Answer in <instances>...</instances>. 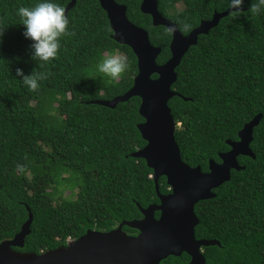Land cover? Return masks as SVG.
<instances>
[{
  "label": "trees",
  "instance_id": "1",
  "mask_svg": "<svg viewBox=\"0 0 264 264\" xmlns=\"http://www.w3.org/2000/svg\"><path fill=\"white\" fill-rule=\"evenodd\" d=\"M127 9V19L148 32L161 52L158 65L170 58L171 34L153 27L140 12L141 0H114ZM38 0H0V243L12 239L32 214L30 234L20 253L40 254L66 246L88 230L109 232L123 221L141 218L136 206L158 204L152 171L130 156L146 142L137 126L140 99L132 97L114 109L95 101H110L133 85L137 60L131 49L112 40L106 13L97 0H76L67 12L72 35L63 37L56 60L45 67L30 59V41L22 36L16 16L20 6ZM64 9L70 0H54ZM222 18L200 35L175 69L176 81L168 106L175 121L174 138L183 163L208 171L220 163L237 141L238 132L257 115L250 149L253 158L239 156L244 170L213 190V199L198 202L194 213L196 240H215L202 248L205 264H264V14L249 10ZM159 12L186 35L214 12L228 9L229 0H157ZM191 25L189 31L183 24ZM118 53L128 61L119 80L96 71L98 60ZM52 73L30 92L15 76ZM153 75L152 78H155ZM187 99V100H184ZM24 167L17 171L16 165ZM161 194L170 192L164 177ZM68 191V196H63ZM159 213H155V218ZM129 235L137 231L123 227ZM189 257H168L161 264H187Z\"/></svg>",
  "mask_w": 264,
  "mask_h": 264
},
{
  "label": "water",
  "instance_id": "2",
  "mask_svg": "<svg viewBox=\"0 0 264 264\" xmlns=\"http://www.w3.org/2000/svg\"><path fill=\"white\" fill-rule=\"evenodd\" d=\"M106 13L112 40L129 47L137 60V74L133 85L124 95L110 101H95L94 104L114 109L117 104L132 97L140 99L138 114L143 122L137 126L146 145L130 156L142 159L152 171L158 204L142 208L136 204L141 218L123 221L109 232L88 230L76 240H69L64 247L40 254L20 253L14 248H23L25 238L30 234L32 214L20 231L10 240L0 243V264H161L168 257H180L183 253L190 259L187 264H205L202 248L219 246L215 240H196L194 229L198 219L194 206L204 200L213 199V190L231 178L232 171L244 170L238 157L254 159L250 149L253 129L261 115H257L238 132L237 141H226L229 150L219 155L220 163L209 161L208 171L200 167L191 168L182 162L179 148L174 138L175 121L168 106L169 100L179 96L171 87L176 81L175 69L180 65L189 48L195 46L200 35H206L219 21L228 16L229 9L214 12L209 21H201L188 34L183 35L178 27L165 18L158 10L157 0H141L140 12L151 17L153 27L162 26L166 30L176 26L169 44L170 58L161 65L156 59L161 50L151 45L148 32L132 24L126 17V7L114 0H97ZM70 0L65 14L75 6ZM156 75L155 78H152ZM184 100H187L184 98ZM164 177L170 189L161 194L158 180ZM159 217L155 218V213ZM137 231L131 236L122 227Z\"/></svg>",
  "mask_w": 264,
  "mask_h": 264
},
{
  "label": "clouds",
  "instance_id": "3",
  "mask_svg": "<svg viewBox=\"0 0 264 264\" xmlns=\"http://www.w3.org/2000/svg\"><path fill=\"white\" fill-rule=\"evenodd\" d=\"M243 3L244 0H229V13L234 17L240 16ZM248 11L254 15L264 14V0H253ZM16 16L23 27L22 36L31 42L30 59L40 61L41 67L56 60L61 49L62 38L72 35L64 7L55 3L54 0H38L33 6L18 7ZM183 29L189 31L191 25L184 23ZM167 31L169 34L174 33L176 26L170 25ZM2 35L0 31V39ZM95 67L98 73L115 81L127 72L128 61L118 53L109 52L98 60ZM51 75L52 73L46 68L44 71H31L27 75L22 68H17L15 71V76L19 78L22 86L30 92L37 91L42 82L48 80ZM16 169L20 172L24 171V167L20 164L16 165Z\"/></svg>",
  "mask_w": 264,
  "mask_h": 264
},
{
  "label": "flooded vegetation",
  "instance_id": "4",
  "mask_svg": "<svg viewBox=\"0 0 264 264\" xmlns=\"http://www.w3.org/2000/svg\"><path fill=\"white\" fill-rule=\"evenodd\" d=\"M170 190V189H169ZM168 194V193H167ZM159 217V216H158ZM157 217V218H158ZM117 227V226H116ZM122 231H123V227H122ZM123 232H125V231H123ZM126 233V232H125ZM127 234V233H126ZM129 235V234H128ZM137 235V232L136 233H134L133 235H131V236H136Z\"/></svg>",
  "mask_w": 264,
  "mask_h": 264
},
{
  "label": "rangeland",
  "instance_id": "5",
  "mask_svg": "<svg viewBox=\"0 0 264 264\" xmlns=\"http://www.w3.org/2000/svg\"><path fill=\"white\" fill-rule=\"evenodd\" d=\"M68 194H69L68 191H64L63 196L66 197V196H68Z\"/></svg>",
  "mask_w": 264,
  "mask_h": 264
}]
</instances>
